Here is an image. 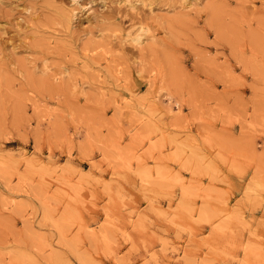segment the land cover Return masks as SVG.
Listing matches in <instances>:
<instances>
[{
    "label": "rangeland",
    "instance_id": "rangeland-1",
    "mask_svg": "<svg viewBox=\"0 0 264 264\" xmlns=\"http://www.w3.org/2000/svg\"><path fill=\"white\" fill-rule=\"evenodd\" d=\"M0 264H264V0H0Z\"/></svg>",
    "mask_w": 264,
    "mask_h": 264
},
{
    "label": "bare ground",
    "instance_id": "bare-ground-1",
    "mask_svg": "<svg viewBox=\"0 0 264 264\" xmlns=\"http://www.w3.org/2000/svg\"><path fill=\"white\" fill-rule=\"evenodd\" d=\"M141 38H142V34H137V35L135 36V39H136L137 41H141Z\"/></svg>",
    "mask_w": 264,
    "mask_h": 264
}]
</instances>
